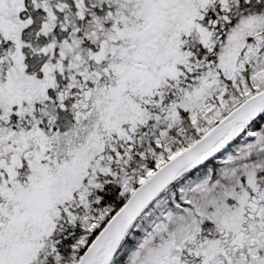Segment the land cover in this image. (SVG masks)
Listing matches in <instances>:
<instances>
[{
    "label": "snow or ice",
    "instance_id": "obj_1",
    "mask_svg": "<svg viewBox=\"0 0 264 264\" xmlns=\"http://www.w3.org/2000/svg\"><path fill=\"white\" fill-rule=\"evenodd\" d=\"M0 264H264V0H0Z\"/></svg>",
    "mask_w": 264,
    "mask_h": 264
}]
</instances>
